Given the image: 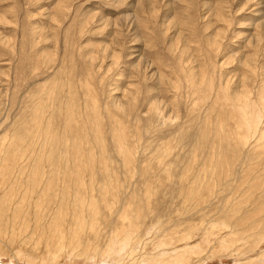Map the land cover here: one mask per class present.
<instances>
[{"label":"rangeland","instance_id":"374dc122","mask_svg":"<svg viewBox=\"0 0 264 264\" xmlns=\"http://www.w3.org/2000/svg\"><path fill=\"white\" fill-rule=\"evenodd\" d=\"M0 264H264V0H0Z\"/></svg>","mask_w":264,"mask_h":264},{"label":"bare ground","instance_id":"6f19581e","mask_svg":"<svg viewBox=\"0 0 264 264\" xmlns=\"http://www.w3.org/2000/svg\"><path fill=\"white\" fill-rule=\"evenodd\" d=\"M14 221H15V220H14ZM60 221H61V220H60ZM230 234H231V233H230ZM22 236H23V235H22ZM67 237H68V236H67ZM60 238H61V237H60ZM61 239H62V238H61ZM74 239H75V238H74ZM76 239H77V238H76ZM76 239H75V240H76ZM76 241H77V240H76ZM65 243H66V242H65ZM73 244H75V243H73ZM64 245H67V243L64 244ZM59 246L61 247V252H60V253H62L61 256H59V254H57V253H56L55 251H53V250L50 251V254L52 253V254L55 256L56 259H58V258H60V257L63 256V242L60 241ZM64 247H65V246H64ZM78 247H79V246H78ZM80 247H81V246H80ZM80 247H79V248H80ZM79 248H78V249H79ZM82 248H83V247H82ZM66 250H67V249H66ZM88 251H89V250H84L83 253H82V252H79L78 254H79V256H80V255L85 256V255L88 254V253H87ZM55 253H56L57 255H56ZM76 255H77V254H76ZM54 262H55V261H54ZM56 262H57V261H56Z\"/></svg>","mask_w":264,"mask_h":264}]
</instances>
